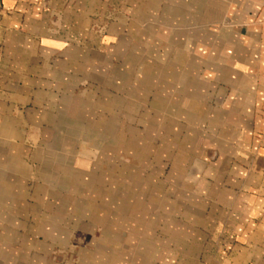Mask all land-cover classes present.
<instances>
[{"label":"crops","instance_id":"crops-1","mask_svg":"<svg viewBox=\"0 0 264 264\" xmlns=\"http://www.w3.org/2000/svg\"><path fill=\"white\" fill-rule=\"evenodd\" d=\"M0 264H264V0H0Z\"/></svg>","mask_w":264,"mask_h":264},{"label":"rangeland","instance_id":"rangeland-1","mask_svg":"<svg viewBox=\"0 0 264 264\" xmlns=\"http://www.w3.org/2000/svg\"><path fill=\"white\" fill-rule=\"evenodd\" d=\"M123 173V172H122ZM121 191L123 190V189H120ZM56 254H57V256L59 255L57 252H56Z\"/></svg>","mask_w":264,"mask_h":264}]
</instances>
